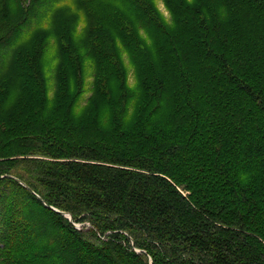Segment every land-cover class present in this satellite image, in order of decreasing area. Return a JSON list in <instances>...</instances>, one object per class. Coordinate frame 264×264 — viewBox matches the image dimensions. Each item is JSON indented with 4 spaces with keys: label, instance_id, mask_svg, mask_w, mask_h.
Masks as SVG:
<instances>
[{
    "label": "trees",
    "instance_id": "1",
    "mask_svg": "<svg viewBox=\"0 0 264 264\" xmlns=\"http://www.w3.org/2000/svg\"><path fill=\"white\" fill-rule=\"evenodd\" d=\"M42 1L22 9L35 15ZM93 2L80 0L99 19ZM196 4L170 5L174 16L189 15L174 33L155 24L166 63L144 61L143 71L140 61L149 56H134L143 78L134 94L119 96L128 108L110 103L95 118L103 134L79 140L76 124L57 119L64 129L48 126L39 134L47 140L32 144L52 157L33 161V177L25 174L33 184L0 173L47 216L9 203V216L0 213V264H264V0ZM110 7L117 34L127 31L121 7L135 8L133 26L149 10L143 0ZM22 23L7 25L0 44ZM60 48L73 54L65 41ZM20 69L24 82L36 85L35 59ZM6 203L2 198L0 206ZM11 215L19 219L11 222ZM79 216L90 227L78 228Z\"/></svg>",
    "mask_w": 264,
    "mask_h": 264
},
{
    "label": "rangeland",
    "instance_id": "2",
    "mask_svg": "<svg viewBox=\"0 0 264 264\" xmlns=\"http://www.w3.org/2000/svg\"><path fill=\"white\" fill-rule=\"evenodd\" d=\"M8 1L11 4L7 8L4 3ZM111 2L120 5L124 0H94L93 7L100 9L99 19L91 18L88 7L81 5L80 0H43L35 8V15L22 9L29 0L0 3V34L7 25L23 22L12 34L8 45L0 44V173H14L33 184L25 177V174L33 177V161L52 157L47 158L32 144L37 139L47 140L45 135L42 139L39 136L44 128L66 126H58L57 119L61 122L67 118L66 123L76 124L73 135L79 140L91 141L92 137L103 134L97 128L95 118L110 103L118 102L116 111L128 108L130 105L125 97L119 96L124 92L134 94L138 89L137 80L143 78V74H138L135 69L134 56L142 59V51L149 56L150 61L145 55L140 61L139 68L143 71L147 66L144 61L152 62L156 68L166 63L158 53L159 29L155 24L159 22L162 29L174 33L184 24L181 19L187 20L189 15L181 12L174 16L170 5L183 3L190 7L196 4V0H177L171 4L170 0H143L149 10L141 14L144 20L135 26L130 17L135 8L128 7L126 13L121 7L117 13L127 18L119 24L127 31L117 34L112 16L114 11L112 7L105 9ZM93 23L100 24L101 29L92 30ZM126 40L136 41L139 47L131 49L125 44ZM64 41L72 48L73 54L68 52V56L61 50ZM25 59H35L39 77L36 85L29 86L24 82L20 67ZM99 60L102 64H98ZM58 66L65 76H59L63 81L56 77ZM94 79H100L96 88ZM39 190L44 193L43 188ZM2 198L7 203L0 206V213L9 216L11 203L13 206L17 204L25 214L47 217L44 208L26 191L4 179L0 181V201ZM14 219L19 218L9 217L11 222ZM78 219V228L90 227L87 220L81 216Z\"/></svg>",
    "mask_w": 264,
    "mask_h": 264
},
{
    "label": "water",
    "instance_id": "3",
    "mask_svg": "<svg viewBox=\"0 0 264 264\" xmlns=\"http://www.w3.org/2000/svg\"><path fill=\"white\" fill-rule=\"evenodd\" d=\"M47 207L52 209V210H54V211H56V212H58L61 215H64V216L68 217L70 219V216L67 213H65V212H63L61 210H58V209H56V208H54L53 206H50V205H47Z\"/></svg>",
    "mask_w": 264,
    "mask_h": 264
}]
</instances>
